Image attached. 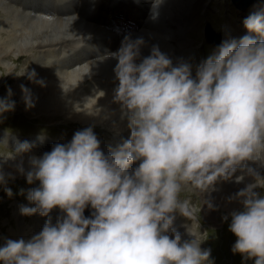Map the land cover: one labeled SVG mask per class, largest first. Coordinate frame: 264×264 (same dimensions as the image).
Masks as SVG:
<instances>
[{"label":"clouds","instance_id":"1","mask_svg":"<svg viewBox=\"0 0 264 264\" xmlns=\"http://www.w3.org/2000/svg\"><path fill=\"white\" fill-rule=\"evenodd\" d=\"M162 3L154 0L153 7ZM243 23L248 34L224 40L196 66L195 76L191 63L174 65L158 46L142 58L144 39L126 36L112 54L119 82L113 100L128 117L130 138L106 155L87 127L70 143L30 157L27 172L21 162L17 170L27 182L40 184L27 193L34 206L21 205L20 212L49 219L28 240L6 239L0 264H215L211 249H202L193 233L195 239L184 242L179 232L173 230L174 238L168 233L174 213L189 218L196 211L190 200L180 199L186 185L205 192L238 170L255 183L237 193L243 208L231 213L229 230L237 237L232 252L264 264V195L256 191L264 189V177L247 163L264 166V6ZM35 76L33 71L29 79L45 86ZM20 88L26 110L34 108L31 90ZM7 92L0 117L16 107L10 86ZM30 149L24 142L0 153V185L15 179L4 173L3 163ZM5 192L14 195L11 188ZM89 205L94 211L86 217ZM56 208L65 215L53 223Z\"/></svg>","mask_w":264,"mask_h":264},{"label":"bare ground","instance_id":"2","mask_svg":"<svg viewBox=\"0 0 264 264\" xmlns=\"http://www.w3.org/2000/svg\"><path fill=\"white\" fill-rule=\"evenodd\" d=\"M111 1L114 4L126 2L134 15L143 14L139 6L141 0H0V93L8 96L10 86L13 92L11 98L20 112L26 115L32 113L50 123L40 129L39 124L34 125L29 129V137L0 128V137L10 147L3 149L5 145L0 144V153L14 152L20 143L28 142L31 145L30 151L3 163L4 173L15 177L8 179L7 188L14 191L23 184L24 179H17L20 176L26 178L17 170L21 162L27 172L30 170V157H42L56 144L70 143L78 130L92 127L101 142V150H108V154L110 148L114 150L129 139L131 129L128 117L121 105L113 100L119 82L114 71L118 60L112 54L119 51L126 36L133 40L142 37L145 41L141 47L142 58L151 54L153 46H158L174 65L181 60L188 62L201 36V32H198L201 10L206 4L214 5L213 0H179L178 4H160L154 8V0H150L142 23L129 28L121 21L114 22V26H106L112 19L104 18L103 7ZM260 1L261 5L252 6H264V0ZM222 26L223 34L212 46L218 47L226 39L238 40L248 34L247 31L241 33L230 22ZM33 71L36 73L35 81L43 80L45 86L29 79ZM22 73L24 75H17ZM21 84L33 94L36 106L30 110H26ZM56 124L60 126L53 127ZM58 128H63L64 132ZM42 132L46 133L43 141L38 139ZM2 161L3 157H0ZM247 163L264 177V166L252 161ZM138 165L139 162L132 164L129 171ZM240 176L244 178L237 182ZM252 183H255L253 176L238 170L230 180L220 178L205 192L186 185L180 199L190 200L192 205H202L213 216L215 209H210L206 201L211 202L214 208L218 205L227 207L230 213L231 208L242 205L237 193ZM256 191L264 195V189L257 188ZM4 201L0 209L2 212L10 211V218L3 226L8 238L28 240L38 234L49 219L39 213L22 215L20 207L23 204L18 199ZM87 208L92 210L90 205ZM87 214L85 210L86 217ZM62 215L65 214L59 208L50 213L53 223ZM174 215L175 220L168 235L174 238L173 230L179 232L182 242L195 239L191 233L200 236L196 225L199 224L200 211H195L189 218L178 212ZM237 255L236 264H254V261H245L240 254Z\"/></svg>","mask_w":264,"mask_h":264},{"label":"rangeland","instance_id":"3","mask_svg":"<svg viewBox=\"0 0 264 264\" xmlns=\"http://www.w3.org/2000/svg\"><path fill=\"white\" fill-rule=\"evenodd\" d=\"M178 2L179 0H163L162 4L170 5V4H178ZM260 2H261L260 0H256L252 4L253 6H255L254 4L261 5ZM150 4H151L150 0H141L139 6L143 10V14L134 15L130 7H128V5L126 4V2H120L116 4H114L113 1L107 2L103 7L105 11L104 18L106 20L109 19L112 20H110L111 22L108 23L106 26L108 25L114 26V22H120V21L122 22L123 25L125 24L126 26H129V28L133 26H139L142 23V20L145 16V12L149 8ZM213 4L214 5L206 4V6L201 10L200 30H198L199 33L201 32V36L196 44L197 48L193 51V54L190 56V58L191 57L192 58L188 60V62L191 63L193 66V76L195 75L196 66L199 65L201 61L206 59L217 47V46H212V44L213 45L216 44H214L211 40H209L205 35L206 30L204 29L206 28V25L210 23L215 31H218L221 34H223L222 24L230 22L235 26V28L240 30L241 33H244L245 31H247V29L244 27L243 21L258 8V7L254 8L252 4H250L249 7L241 8L235 5V2L233 0H213ZM193 56L196 57L194 58ZM2 94L4 93L2 92ZM2 94L0 93L1 98L4 97V95ZM23 113L24 112L19 111L18 107L17 108L15 107L14 111L4 113L3 117H0V128L4 131L6 130L17 133L20 136L29 137L30 136L29 129L34 128V125L36 126V124H39L38 126L40 129L50 124L46 120H42V118H38L36 117V115L32 113L31 114L29 113L27 115ZM58 126H60V124H56L53 127H58ZM58 130L64 132L63 128H58ZM0 144L5 145L3 149L6 148L8 150V148H10L9 146H7V144L1 137H0ZM0 148H2L1 145ZM110 149L113 150L112 148ZM107 151L108 150L104 151L106 155L108 154ZM17 179L18 180L24 179L23 184L17 187L14 191L12 190L14 195L11 198H9V196L4 190V187H6V185L0 187L1 193L3 192V194L0 193V197H1L0 204L4 203L5 202L4 200L8 202H12V200L14 201V199L15 200L18 199L21 201L23 205H31L30 202L27 200V193L31 189L39 187L40 182L35 181L33 184H29L24 176L17 177ZM21 190H23L24 192L23 195L21 194ZM193 206L195 207L196 212L200 211V215H201L200 217L201 219L199 218V224H196L198 226L197 231L200 230V236L197 237L198 238L200 237L199 239L203 241L201 243V248L211 249L210 259L214 260L215 264H236L238 255L233 254L232 246L234 245L237 237L229 230V225L231 223V213L234 211L242 210L243 205H240V207L235 206L231 208L230 213L228 212L227 207L218 205L214 208L216 212L214 213V216L210 214L209 210L203 209L202 205L194 203ZM85 210L88 213L87 217H90L92 215V212L91 214H89V212L92 211L93 209L90 210L89 208H86ZM0 211H1L0 212V217H1L0 246H2L5 243L6 239H12V238H8V236H6V232H3L4 231L3 226L7 224L8 218H10L9 217L10 211L8 213L2 212V209H0ZM216 215L219 216L217 217ZM225 216L228 217L227 220L224 219ZM3 218L5 219L4 221H2ZM216 235L219 236L216 237Z\"/></svg>","mask_w":264,"mask_h":264},{"label":"water","instance_id":"4","mask_svg":"<svg viewBox=\"0 0 264 264\" xmlns=\"http://www.w3.org/2000/svg\"><path fill=\"white\" fill-rule=\"evenodd\" d=\"M238 7L246 8L252 0H233ZM209 25H206V36L212 42L217 43L220 40L219 34L215 33L213 30H210Z\"/></svg>","mask_w":264,"mask_h":264}]
</instances>
